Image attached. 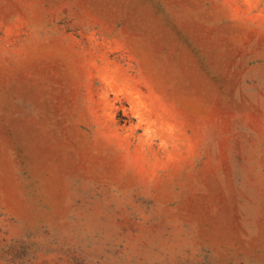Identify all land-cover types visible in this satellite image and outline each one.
Returning a JSON list of instances; mask_svg holds the SVG:
<instances>
[{"label": "rangeland", "instance_id": "1", "mask_svg": "<svg viewBox=\"0 0 264 264\" xmlns=\"http://www.w3.org/2000/svg\"><path fill=\"white\" fill-rule=\"evenodd\" d=\"M0 264H264V0H0Z\"/></svg>", "mask_w": 264, "mask_h": 264}]
</instances>
